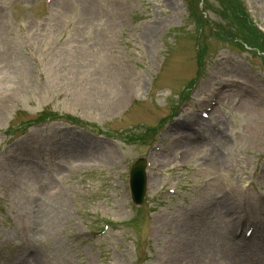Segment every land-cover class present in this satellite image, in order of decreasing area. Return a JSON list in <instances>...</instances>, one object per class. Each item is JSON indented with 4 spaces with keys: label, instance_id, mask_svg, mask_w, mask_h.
I'll return each instance as SVG.
<instances>
[{
    "label": "rangeland",
    "instance_id": "374dc122",
    "mask_svg": "<svg viewBox=\"0 0 264 264\" xmlns=\"http://www.w3.org/2000/svg\"><path fill=\"white\" fill-rule=\"evenodd\" d=\"M188 1L0 0V264H264V56L214 35L220 0L198 33ZM42 112L87 126L24 130Z\"/></svg>",
    "mask_w": 264,
    "mask_h": 264
},
{
    "label": "water",
    "instance_id": "95a60500",
    "mask_svg": "<svg viewBox=\"0 0 264 264\" xmlns=\"http://www.w3.org/2000/svg\"><path fill=\"white\" fill-rule=\"evenodd\" d=\"M144 162L138 161L133 170H132V176H131V188L134 192V198L135 202L137 204H140L142 202V195L144 193V172L143 168Z\"/></svg>",
    "mask_w": 264,
    "mask_h": 264
},
{
    "label": "bare ground",
    "instance_id": "6f19581e",
    "mask_svg": "<svg viewBox=\"0 0 264 264\" xmlns=\"http://www.w3.org/2000/svg\"><path fill=\"white\" fill-rule=\"evenodd\" d=\"M217 86H218V89H217V91H218V93H222V92H226L227 91V86H226V84L224 85V83H217ZM194 154H197L198 156H202L203 157V152L201 151V149L199 148V147H197V148H194V146H193V154L192 155H194ZM205 158H203V160H204ZM206 162H208V163H211V164H213V166H219V156L218 155H216V154H211L210 156H208V158L205 160Z\"/></svg>",
    "mask_w": 264,
    "mask_h": 264
},
{
    "label": "trees",
    "instance_id": "16d2710c",
    "mask_svg": "<svg viewBox=\"0 0 264 264\" xmlns=\"http://www.w3.org/2000/svg\"><path fill=\"white\" fill-rule=\"evenodd\" d=\"M235 18H236V20H237L238 22L241 21L240 18H239V16H236ZM252 38H253L254 40H257V35H256L254 32H252Z\"/></svg>",
    "mask_w": 264,
    "mask_h": 264
}]
</instances>
